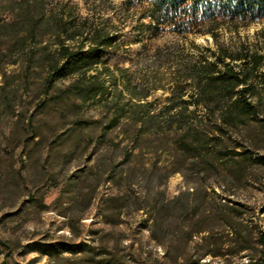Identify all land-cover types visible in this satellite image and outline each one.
Here are the masks:
<instances>
[{"label":"trees","instance_id":"16d2710c","mask_svg":"<svg viewBox=\"0 0 264 264\" xmlns=\"http://www.w3.org/2000/svg\"><path fill=\"white\" fill-rule=\"evenodd\" d=\"M124 5L143 55L137 70L110 64L125 45L115 25L91 24L68 2L0 0V107L13 105L19 93L36 94L26 118L32 140L55 115L53 144L79 139L68 155L107 145L91 172L127 189L108 196L106 217L142 212L138 225L164 249L167 264L238 256L253 242L260 256L251 255L249 264H264V232L249 227L250 209L229 197L264 169L257 152L264 146V28L256 46L240 35L264 21V0ZM226 30L236 36L225 39ZM166 34L210 35L214 45L192 42L188 52L179 43L155 45ZM11 65L19 71L8 73ZM91 109L98 117L87 115ZM175 174L186 188L171 196L165 185ZM65 251L83 253L81 264H131L116 255L99 258L94 247L57 244V254Z\"/></svg>","mask_w":264,"mask_h":264},{"label":"rangeland","instance_id":"374dc122","mask_svg":"<svg viewBox=\"0 0 264 264\" xmlns=\"http://www.w3.org/2000/svg\"><path fill=\"white\" fill-rule=\"evenodd\" d=\"M52 2L53 5L68 2L80 17L91 24L115 25V31L123 35L125 45L113 54L112 67L137 70L138 63L140 66L143 64L131 20L124 9L125 0ZM262 28L264 21L241 29L240 35L248 37L249 43L256 46L259 40L257 32ZM223 35L225 39L236 36L231 30L224 31ZM192 42L204 49L214 45L210 35L182 38L171 34L163 36L155 45L179 43L181 49L188 52ZM170 64L164 66L165 71L169 70ZM6 68L8 73L20 69L18 65ZM1 81L3 78L0 76ZM156 94L169 92L158 90ZM34 95L19 93L13 105L2 104L0 107V241L10 245L0 246V264H81L85 260L83 253L65 251L57 254V244H74L83 249L94 247L98 249L99 258L116 255L131 264H167L163 258L164 249L150 238L147 229L138 225L144 217L142 212L123 209L118 217H106L111 205L108 196L127 189L125 185L117 187L103 178L97 179L91 172L96 154L109 152L107 145H94L90 149L95 152L91 158L90 151L82 153V146L79 151L68 155L70 146L77 145L79 139L73 137L64 144H53L51 128L55 115L46 119L49 125L42 134L31 139L26 118L38 100ZM87 115L98 117V111L91 109ZM257 152L264 155V146ZM185 188L180 174L171 176L165 185L167 194L171 196ZM138 189L136 185L135 190ZM229 197L237 206H242V210L250 209L253 224L244 214L249 227H253L255 232H264V169L257 168L256 175L231 192ZM253 246L252 251L238 256L224 259L208 256L201 264H249L251 255L254 259L260 256L255 242Z\"/></svg>","mask_w":264,"mask_h":264}]
</instances>
